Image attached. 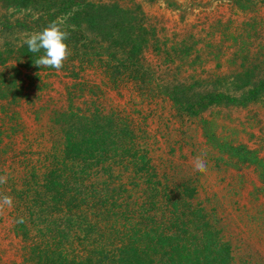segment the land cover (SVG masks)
I'll return each instance as SVG.
<instances>
[{"label":"trees","instance_id":"16d2710c","mask_svg":"<svg viewBox=\"0 0 264 264\" xmlns=\"http://www.w3.org/2000/svg\"><path fill=\"white\" fill-rule=\"evenodd\" d=\"M3 1L23 14L9 25L27 34L63 21L70 51L57 71L34 64L43 50L31 53L23 42L0 47V112L9 115V122L0 124V150L6 148L4 137L31 136L29 128L17 127L16 109L5 111L19 99L45 118L42 126L48 124L54 134L44 152L18 150L10 163L13 174L1 197H12L13 230L22 249L21 262L10 264H261L236 256L223 219L198 199L196 178L180 174L168 159L153 160L148 113L121 105L127 99L105 100L121 98L125 89L131 100L138 96L149 103L159 96L179 117H198L213 105L259 100L264 77L244 76L240 95L199 90L197 81L160 79L145 57L149 48L152 58L172 63L209 52L207 45H215L219 57L225 39H200L199 24L182 32L157 26L135 0L127 5L116 0ZM242 1L238 5H245ZM203 29L209 31L206 25ZM244 55L243 47L234 46L228 57L233 61ZM239 65L248 71L243 60ZM52 76L66 82L56 97L52 85L45 88ZM2 100L10 103L2 105ZM200 124L220 160L236 168L254 167L264 183L258 148L223 139L212 118H201Z\"/></svg>","mask_w":264,"mask_h":264},{"label":"rangeland","instance_id":"374dc122","mask_svg":"<svg viewBox=\"0 0 264 264\" xmlns=\"http://www.w3.org/2000/svg\"><path fill=\"white\" fill-rule=\"evenodd\" d=\"M116 1L127 5L131 0ZM135 1L142 5L148 21H154L157 26L165 25L170 30L178 29L182 32L187 26L199 24L200 39H225L220 47L226 50L223 52L222 49L219 57L214 56L215 45H207L205 48L210 49L209 52L199 51V55L192 54L187 59L175 58L172 63L152 58L149 48L145 57L154 63L160 79L166 78L171 83L197 81L199 90H221L240 95V84L244 76H251L253 80L264 77V0L242 1L245 5H238L239 0ZM4 5L15 4H4L0 0V47L8 48L10 43L21 44L27 32H22L18 25H9L16 18H22L23 14ZM204 25L209 31L203 29ZM234 46L243 47L245 55L242 59L232 61L228 57ZM240 60L248 68L245 73L239 65ZM2 69L0 66V71ZM87 76L90 77L89 74ZM50 81L45 88L50 89L52 85L51 94L56 97L66 82L56 76H52ZM123 90L125 93L121 98L117 95L109 96L105 103H118L115 99L121 102L127 99L121 105L133 106L148 113L147 126L152 138L150 145L153 160L157 162L159 159H168L179 169L180 174L196 178L198 199L207 201V207H213L217 217L223 219L221 225L224 234L231 242L236 256H245L250 261L264 264V183L254 167L247 165L236 168L220 160L219 153L206 142L200 124L201 118H212L216 132L223 139H232L235 143L245 142L258 148L264 156V94L246 106L213 105L198 117H179L166 98L157 96L153 102L145 103L149 100H141L138 96L131 100L128 98L129 92ZM41 95L44 93L40 91ZM5 101V105L10 103ZM5 101L2 100L1 104ZM12 103L9 108L5 107V111L16 109L17 127L29 128L32 132L29 137H4L3 144H7L4 145L6 148L0 150V177L13 174L9 172L10 163L14 161L18 150L42 153L50 147L54 138L48 124L42 126L41 120L45 118H38L29 109L26 100L19 99L17 104ZM8 116V113L0 112V124L6 125L5 122H9ZM197 157L205 161L206 172L194 170ZM3 184L0 183V197L4 194ZM21 255V241L14 233L10 208L6 206L0 211V264L20 263Z\"/></svg>","mask_w":264,"mask_h":264},{"label":"clouds","instance_id":"9594fccd","mask_svg":"<svg viewBox=\"0 0 264 264\" xmlns=\"http://www.w3.org/2000/svg\"><path fill=\"white\" fill-rule=\"evenodd\" d=\"M63 21H53L47 25L42 31L27 34L23 40V44L27 45L28 51L37 53L43 50V55L34 61V64L40 67H50L59 71L64 61L70 55V51L66 40L68 32L61 28ZM194 170L197 172H206L207 166L201 157H197L194 161ZM7 177H0V183H6ZM13 203L12 197L4 195L0 197V211L6 206L11 207ZM23 223V218L19 219Z\"/></svg>","mask_w":264,"mask_h":264}]
</instances>
